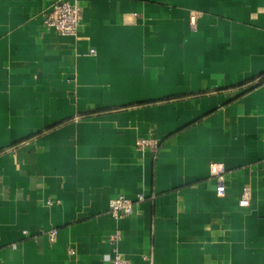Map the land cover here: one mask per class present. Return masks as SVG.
<instances>
[{
  "label": "crops",
  "instance_id": "crops-1",
  "mask_svg": "<svg viewBox=\"0 0 264 264\" xmlns=\"http://www.w3.org/2000/svg\"><path fill=\"white\" fill-rule=\"evenodd\" d=\"M57 1L0 0V264H111L117 230L133 264H264V0H66L74 37Z\"/></svg>",
  "mask_w": 264,
  "mask_h": 264
},
{
  "label": "built area",
  "instance_id": "built-area-1",
  "mask_svg": "<svg viewBox=\"0 0 264 264\" xmlns=\"http://www.w3.org/2000/svg\"><path fill=\"white\" fill-rule=\"evenodd\" d=\"M83 11L82 8L71 1L58 0L52 10L46 15L44 20L45 29L48 31L54 30L58 34L66 37H74L77 35L80 26L82 25ZM95 55V51L91 52ZM136 146L138 149H152L158 152L160 148V142L155 139H140L137 141ZM212 174L217 177L216 194L218 197L223 198L226 194L225 180L223 172L218 171L217 165H212ZM146 200L144 194H139L136 202H143ZM135 201L128 199L124 195H119L110 201V214L116 220L120 221L131 217L135 212ZM49 205L53 202L49 201ZM241 207L249 206V199L243 196L239 201ZM27 235V232H24ZM50 243L54 244L57 240L58 231L53 230L47 234ZM122 240V234L120 231H115L109 236V242L114 247V256L111 264H133L130 260L126 259L117 249L118 243ZM70 254L74 255L73 249L70 250Z\"/></svg>",
  "mask_w": 264,
  "mask_h": 264
},
{
  "label": "trees",
  "instance_id": "trees-1",
  "mask_svg": "<svg viewBox=\"0 0 264 264\" xmlns=\"http://www.w3.org/2000/svg\"><path fill=\"white\" fill-rule=\"evenodd\" d=\"M262 81H264V80H262Z\"/></svg>",
  "mask_w": 264,
  "mask_h": 264
}]
</instances>
